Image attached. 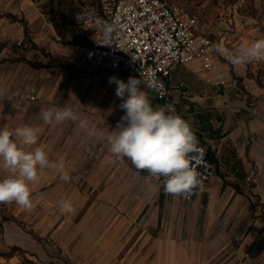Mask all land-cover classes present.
I'll use <instances>...</instances> for the list:
<instances>
[{"label":"rangeland","instance_id":"rangeland-1","mask_svg":"<svg viewBox=\"0 0 264 264\" xmlns=\"http://www.w3.org/2000/svg\"><path fill=\"white\" fill-rule=\"evenodd\" d=\"M169 1L186 6L206 26L228 7L231 15L237 10L240 15L264 17V0ZM0 3L2 128L8 127L11 112L28 113L33 125L42 128L39 146L55 149L56 156H70L60 161L69 181L45 169L30 185L31 210L15 203L0 204L2 217L17 221L22 238L40 244L39 253L50 251V264H264V241L250 243L248 232L236 227H228L219 238L214 231L207 235L206 201L191 210L179 195L175 204L163 201L158 180L152 181L146 170L109 151L105 136L125 114L119 107L122 99L115 94L116 84L77 49L85 33L74 27L76 12L96 7L98 0H56L58 26L49 13V0ZM15 102H29L27 111L14 110ZM49 107H71L95 136H89L78 121L43 124L39 114ZM55 159L51 156V161L60 163ZM7 174L0 167V179ZM62 200L71 201L72 213L61 214ZM55 219L65 227L58 236L51 235L49 228ZM242 253L249 255L234 259Z\"/></svg>","mask_w":264,"mask_h":264},{"label":"crops","instance_id":"crops-1","mask_svg":"<svg viewBox=\"0 0 264 264\" xmlns=\"http://www.w3.org/2000/svg\"><path fill=\"white\" fill-rule=\"evenodd\" d=\"M230 8L221 10L220 16L207 26L199 22L197 27L198 33L213 39L218 68L205 69L196 60L177 66L168 79L172 98L189 119L197 140L208 147L209 155L218 163L206 189L179 196L187 201L190 210L204 206L206 201L207 235L214 231L219 238L228 227H236L248 232L250 243H255L257 239L264 241V61L233 64L224 53L264 38V17L240 15L237 10L231 15ZM90 64L106 77L100 66ZM141 87L162 107L152 92ZM28 106L29 102L20 105L15 102L13 109L27 111ZM1 124L0 118V128ZM25 124L33 125L30 114L10 113L9 129ZM42 147L48 151L50 160L51 156L59 162L70 158L66 154L56 156L55 149ZM157 180L162 185L159 179H152L156 183ZM161 185L160 198L175 204L177 195L165 193ZM60 220L50 222L51 235L58 236L65 230ZM17 224L9 217L5 221L0 213V264H50V251L39 253L36 247L41 245L22 238V229ZM216 226H223V230L219 232ZM214 248L219 249V245ZM244 255L237 254L234 259Z\"/></svg>","mask_w":264,"mask_h":264},{"label":"clouds","instance_id":"clouds-1","mask_svg":"<svg viewBox=\"0 0 264 264\" xmlns=\"http://www.w3.org/2000/svg\"><path fill=\"white\" fill-rule=\"evenodd\" d=\"M112 31L111 25H103L105 40L110 41ZM224 54L233 64L264 61V38ZM141 76L144 74L141 73ZM110 83L116 84L115 94L122 99L119 107L125 114L115 130H109L105 136L109 151L118 159L127 158L136 169L146 170L157 179L163 178L161 186L165 193L190 195L201 186L199 174L192 166V161L197 157L192 153L202 151L197 147V137L191 124L176 114L171 106L154 107L151 104L141 84L158 90L161 85L154 74L143 80L130 77L127 83L111 78ZM39 115L45 125L78 121L89 136L96 134L71 107L42 108ZM41 132L39 125L0 128V166L8 173L0 179V204L15 203L31 210L30 185L38 180L45 169L57 171L65 182L70 180L64 164L51 161L48 151L39 146ZM59 209L61 214L74 211L69 200H62Z\"/></svg>","mask_w":264,"mask_h":264},{"label":"built area","instance_id":"built-area-1","mask_svg":"<svg viewBox=\"0 0 264 264\" xmlns=\"http://www.w3.org/2000/svg\"><path fill=\"white\" fill-rule=\"evenodd\" d=\"M75 20L85 33V43L77 47L87 61L100 66L106 77L122 78L126 82L130 77L143 80L154 74L161 85L158 90L141 85L152 92L162 106H171L190 123L172 98L169 77L177 66L196 60L201 61L205 69L218 68L213 39L197 32L199 20L190 9L169 0H98L96 7L76 12ZM105 24L113 27L110 41L103 35ZM197 147L202 151L192 153L197 157L192 166L201 181L196 189H206L217 166L205 144L198 141ZM159 180L162 183L163 178Z\"/></svg>","mask_w":264,"mask_h":264},{"label":"trees","instance_id":"trees-1","mask_svg":"<svg viewBox=\"0 0 264 264\" xmlns=\"http://www.w3.org/2000/svg\"><path fill=\"white\" fill-rule=\"evenodd\" d=\"M55 1L56 0H49V3H50V6H51V9L49 10V13H52L53 14V17H52V20L54 21V23L56 22V18L54 17V13H55V11H54V4H55ZM56 24V26H58L57 25V23H55ZM74 27H76V28H79V25H78V23L77 22H74ZM80 43H85V40L84 41H82V42H80ZM211 156V155H210ZM211 158L216 162L217 160L213 157V156H211ZM217 162H216V166H217ZM217 168H218V166L216 167V170H217ZM17 248H14L13 250H16Z\"/></svg>","mask_w":264,"mask_h":264}]
</instances>
